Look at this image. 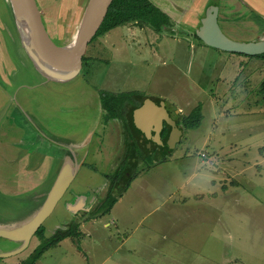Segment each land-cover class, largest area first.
Returning a JSON list of instances; mask_svg holds the SVG:
<instances>
[{"label":"rangeland","instance_id":"obj_1","mask_svg":"<svg viewBox=\"0 0 264 264\" xmlns=\"http://www.w3.org/2000/svg\"><path fill=\"white\" fill-rule=\"evenodd\" d=\"M35 1L52 41L66 45L76 34L87 0ZM226 16L220 26L229 38L264 40L263 16L255 21ZM129 25L91 42L81 73L61 83L62 98L57 100L65 104L58 111L67 124H55L77 129L79 136L97 132L91 148L98 153L87 163L103 177L94 178L93 189L77 181L71 185L43 227L48 237L76 221L82 235L65 239L36 264H264V61L213 49L192 33V39L168 40L163 32ZM195 25L196 33L197 19ZM128 27L137 33L128 34ZM15 42L20 61L29 62L11 8L0 0L1 60L6 54L16 56ZM193 43L196 47L190 48ZM101 92L164 97L183 134L165 160H157L152 148L142 149L136 178L123 196L109 214L90 219L110 188L105 175L122 162V142L112 140L113 145L104 135L98 139ZM198 106L201 126L186 130L182 120ZM88 177L78 179L87 182ZM77 201L82 203L78 212L73 207ZM7 204L0 199V215ZM0 223L16 226L2 217ZM2 241L0 249L7 245ZM38 245L34 237L25 252L0 259V264H21ZM7 246L16 249L19 244Z\"/></svg>","mask_w":264,"mask_h":264},{"label":"crops","instance_id":"obj_2","mask_svg":"<svg viewBox=\"0 0 264 264\" xmlns=\"http://www.w3.org/2000/svg\"><path fill=\"white\" fill-rule=\"evenodd\" d=\"M150 1L167 14L174 23L172 29L163 31L164 37L168 40L192 39L190 33L197 38L194 29L196 19L200 27V21L211 5L219 8V24L222 16L226 15L230 18L247 16V19L251 17L253 21L264 17V0H243L242 2L211 0L207 6L205 0ZM228 1L231 2L230 6ZM141 28L144 29V27ZM135 30L136 28L133 27L126 29L128 34L137 33ZM15 45L16 56L6 54L2 60L0 59V199L8 203L7 210H4L0 217L7 219L10 222L9 225L22 224L37 212V207L42 206L66 162L70 161L73 164L76 169L74 182H79L84 189H93L97 182L94 178L97 177L98 180L100 176L103 177V175H97L95 167L87 163L91 154L98 153L97 148H91L97 132L79 136V130H63L62 128L66 126L58 127L55 124V120L67 124L66 115L62 118V113L58 111L65 103L61 100L58 103L57 100L62 98L60 88H63L64 84L47 81L36 72L29 60V62L25 60L21 62L19 44L15 42ZM194 46L196 47L195 43L190 48ZM147 98L157 100L149 96ZM158 100L168 103L164 97ZM101 110L103 125L101 126L99 119L98 127L100 126L99 129L102 131L105 128L107 134L115 135L112 139V136L103 134L112 144L113 141L115 144L116 140L118 143L122 142L121 147L118 148V152L122 154L124 143L130 145L133 138L126 133L124 123L118 120L106 123V113L103 108ZM100 130L98 133L101 134ZM103 135H99L98 139L102 141ZM101 144L102 142L99 147ZM114 152L116 153V150ZM84 175L89 176L87 182L78 179ZM73 205L78 212L82 203L77 201ZM4 226V223H0V227ZM65 241L67 240H63L59 245ZM2 242L7 245L11 243ZM7 245L0 249V252L15 249ZM15 245L18 244L15 243Z\"/></svg>","mask_w":264,"mask_h":264},{"label":"water","instance_id":"obj_3","mask_svg":"<svg viewBox=\"0 0 264 264\" xmlns=\"http://www.w3.org/2000/svg\"><path fill=\"white\" fill-rule=\"evenodd\" d=\"M13 1L14 4L11 1L10 5L12 17L21 37L23 50L33 68L47 81L66 83L81 73L87 48L99 32L114 0L87 1L74 36L75 42L71 46L69 44L58 46L52 41L44 27L35 0ZM218 18V6H209L196 31V36L205 45L222 52L250 57L264 54V40L238 41L231 39L222 31ZM49 66L56 69L64 68L66 72L55 74L49 69ZM164 122L173 129L167 140V146L173 149L180 142L182 131L169 116L163 101L154 102L148 98L132 114L134 129L137 133L142 134L149 143L163 145L161 133ZM75 177V167L70 161L66 162L42 206L31 218L13 228L0 227V239L19 244V247L14 250L0 253V259L17 256L29 248L32 239L53 215L58 204L69 191Z\"/></svg>","mask_w":264,"mask_h":264},{"label":"trees","instance_id":"obj_4","mask_svg":"<svg viewBox=\"0 0 264 264\" xmlns=\"http://www.w3.org/2000/svg\"><path fill=\"white\" fill-rule=\"evenodd\" d=\"M139 25V27H150L155 31L163 32L173 27L174 23L169 16L161 11L150 0H114L110 6L104 22L93 38L92 42L99 36H102L117 27L127 26L129 24ZM130 26V25H129ZM198 40V36H196ZM239 55V54H236ZM245 56V55H243ZM250 57V56H246ZM264 61V54L255 57ZM83 61H87L86 57ZM101 105L106 113L105 120L123 118L127 122L130 121L133 111L136 110L147 98V96L140 92H131L126 94H112L101 92ZM261 93L264 96V81L261 85ZM203 121V114L201 106L196 107L192 112L182 120L183 127L186 130H197L200 128ZM138 140L141 139V134L132 127ZM168 133L165 134L167 137ZM152 144L146 141L143 145L139 142H133L128 147V156L122 168L113 175H107L105 178L110 182V190L105 198L100 203L101 205L96 210V213L91 214L90 219L103 217L111 212L118 200L123 196L128 189L130 183L135 179L141 155L140 148L149 152ZM173 149L165 146L158 153L157 160H165L167 156L172 153ZM151 161L150 157H147ZM129 176V178L127 177ZM99 212V213H97ZM66 228L57 229L51 236H46V228L41 227L37 232L36 237L39 240V245L35 248L30 257L21 264H36L41 257L51 248L56 247L65 239L78 240L81 237L79 230L80 224L76 221H71L65 226Z\"/></svg>","mask_w":264,"mask_h":264},{"label":"flooded vegetation","instance_id":"obj_5","mask_svg":"<svg viewBox=\"0 0 264 264\" xmlns=\"http://www.w3.org/2000/svg\"><path fill=\"white\" fill-rule=\"evenodd\" d=\"M146 99H148V98H146ZM145 99V100H146ZM144 100V101H145ZM152 100V99H151ZM154 102H161V101H163L164 103H165V107H166V109H167V112L169 113V116L176 122V125H177V127L178 128H180L181 129V131H182V134H183V130H182V127H181V125H180V123H179V121H178V119L177 118H175L174 117V114L172 113V111H171V109H170V107L168 106V103L167 102H165L164 100H153ZM142 105V104H141ZM140 105V106H141ZM139 106V107H140ZM138 107V108H139ZM176 114L178 113V111L176 110V111H174ZM114 120H118L119 122H122V124L124 123V127L126 128L125 130H126V133H128V134H130L131 136H132V138H133V140L131 141V143H133V142H139V143H141L142 145H143V143L146 141V139H145V137L142 135L141 136V139H140V141L138 140V137H137V135L135 134V132H134V130L132 129V127H133V124H132V119H131V125H132V127L130 126V121H126V120H124L123 118H118V119H110V120H108V121H106V123H108V122H110V121H114ZM134 128V127H133ZM172 127L170 126V125H168L166 122H164L163 123V130H162V133H161V140H162V142H163V145H158V144H156V143H149V142H147L148 144H152V146H154V147H151L152 149L150 150V151H153L154 153H156L157 154V156H158V153H161V149L162 148H164L165 146H167V140H168V138H169V135H171V133H172ZM106 132V130H103V132L101 133L102 135L104 134ZM166 133H168V135H167V137L165 136V134ZM140 134V133H139ZM109 136H112V138L114 139V136L115 135H110V134H108ZM128 147H129V145H127L126 143H124V151L122 152V162L119 164V166H117V169H115L114 171H112L111 172V174L110 175H113V174H115L116 172H118L121 168H122V166L124 165V163H125V161H126V159H127V156H128ZM168 147V146H167ZM140 150H142V148H140ZM155 150H156V152H155ZM149 151V152H150ZM147 157H150V159H153V158H151V154L149 155V156H147ZM158 158V157H157ZM105 178V177H104ZM110 183V182H109ZM109 190H110V188H109ZM109 190H108V192H109ZM107 192V193H108ZM107 193H106V195H107ZM105 195V196H106ZM105 198V197H104ZM103 198V199H104ZM102 199V200H103Z\"/></svg>","mask_w":264,"mask_h":264},{"label":"bare ground","instance_id":"obj_6","mask_svg":"<svg viewBox=\"0 0 264 264\" xmlns=\"http://www.w3.org/2000/svg\"><path fill=\"white\" fill-rule=\"evenodd\" d=\"M11 1H12V4H14V1L13 0H7L9 6L11 5ZM88 1V0H87ZM20 25V29L22 30L21 28V24L19 23ZM22 33V32H21ZM75 42V38L73 37L66 45H73ZM49 69L54 72L55 74H62V73H65L66 70L64 68H60V69H56L55 67H52V66H49Z\"/></svg>","mask_w":264,"mask_h":264}]
</instances>
